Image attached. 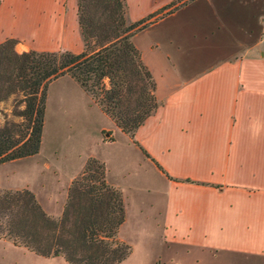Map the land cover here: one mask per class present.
<instances>
[{
    "label": "crops",
    "instance_id": "obj_1",
    "mask_svg": "<svg viewBox=\"0 0 264 264\" xmlns=\"http://www.w3.org/2000/svg\"><path fill=\"white\" fill-rule=\"evenodd\" d=\"M234 1L241 0H186L139 30L161 21L171 27L154 35L147 48L133 38L155 76L160 101L133 137L72 76L51 80L44 126L79 133L83 140L71 152L55 145L48 153L42 138L38 152L0 162L6 168L0 187H28L47 212L61 214L68 186L87 158L95 156L108 167L113 158L124 168L121 180L110 178L107 167L106 180L124 199L128 190L144 201L139 209L144 221L136 227L145 228L144 234L154 229L167 250L152 264H264V0H251L257 4L251 25L231 12ZM125 2L128 17L137 19L178 1ZM253 26V42L239 38ZM181 32L238 37L231 49L205 60L199 50L181 44ZM8 37L17 51L81 50L77 0H0V42ZM156 45H162L164 57L152 62L146 49ZM105 144H116L112 153L104 151ZM125 209L126 221V202ZM118 236L126 239L119 230ZM132 256L117 264H149ZM45 257L47 264H72L62 255Z\"/></svg>",
    "mask_w": 264,
    "mask_h": 264
},
{
    "label": "trees",
    "instance_id": "obj_2",
    "mask_svg": "<svg viewBox=\"0 0 264 264\" xmlns=\"http://www.w3.org/2000/svg\"><path fill=\"white\" fill-rule=\"evenodd\" d=\"M185 1L130 19L125 0H77L79 51H17L14 38L1 41L0 101L20 96L22 107L19 119L0 123V162L39 151L47 85L63 74L72 76L133 137L160 104L155 76L133 35ZM106 170L103 161L89 156L71 180L58 216L48 213L28 187H0V237L43 256L62 255L72 264L119 263L132 246L118 236L125 199L106 180Z\"/></svg>",
    "mask_w": 264,
    "mask_h": 264
},
{
    "label": "rangeland",
    "instance_id": "obj_3",
    "mask_svg": "<svg viewBox=\"0 0 264 264\" xmlns=\"http://www.w3.org/2000/svg\"><path fill=\"white\" fill-rule=\"evenodd\" d=\"M178 2L181 0H177ZM235 6L237 7L236 9ZM230 10L232 13L237 12L239 17L243 18L247 25H251V20L253 15L257 12V4L254 1L252 3L251 0H241L240 2L234 1L232 2V7L230 6ZM264 21V18L263 20ZM244 22V23H245ZM171 27L167 24V21L156 22L154 24L149 25L144 30L137 31L134 33L133 38L143 46V48H147L145 45L154 35H162V33L166 32ZM174 29V28H172ZM177 30V29H174ZM253 32L250 34L248 28L246 32L241 33L240 39L244 41L253 42L257 37L256 29L253 26ZM181 44L187 48L192 49V51L199 50V54L205 60L210 59L212 56L216 55L219 51H224L223 49H231V41L234 37L231 34L227 35H189L186 33L181 32L180 34ZM183 40V42H182ZM162 44V43H160ZM162 45H156L152 48L146 49V56L152 62H156L161 59V56L164 57L161 51ZM232 46V45H231ZM22 107V102L20 101L19 97L10 96L7 99L0 101V121L3 119H19L20 116L17 114L18 111ZM45 118V117H44ZM110 129H115V124L109 121ZM120 133V132H119ZM118 133L117 134L121 135ZM43 138V146L44 151L48 153H53L54 146L57 145L56 149H60V151L64 152L72 151L75 149L79 143L83 140L79 133L71 132L70 130H63V131H54L50 124L46 123L42 127V135L41 141ZM106 146L102 147L104 151H111L113 152V145L116 144H105ZM54 155V154H52ZM51 155V156H52ZM54 158V156H53ZM68 157H63L62 162L65 164L70 162ZM106 164V163H105ZM109 167L106 164V167L110 168V178L112 179H119L121 180L122 171L124 168H120L117 162L112 158V162L109 163ZM3 167V166H2ZM7 167V166H5ZM6 168H0V177L1 174L5 172ZM132 174L135 171H131ZM130 178V176L124 178V180ZM127 194V195H126ZM125 202L128 204L129 208V218L123 221L119 226V234L122 237H125L126 241L129 242L132 246V257L135 261H139V263L149 262L152 264L159 259L163 260V257L166 256V248L162 242V238L156 233L154 229H150L149 233L144 234L142 231H145V228H137L136 225L140 224L143 220L141 218L139 209L143 207L142 199L135 194L130 193L129 191H125ZM141 202V203H140ZM48 213L58 216L60 213L58 211L54 212L53 209L48 211ZM48 260L45 256L36 254L33 251L26 249L24 246H18L13 244L12 240L9 238L0 237V264H47Z\"/></svg>",
    "mask_w": 264,
    "mask_h": 264
},
{
    "label": "built area",
    "instance_id": "obj_4",
    "mask_svg": "<svg viewBox=\"0 0 264 264\" xmlns=\"http://www.w3.org/2000/svg\"><path fill=\"white\" fill-rule=\"evenodd\" d=\"M260 42L263 43V45H264V25H263L261 32H260Z\"/></svg>",
    "mask_w": 264,
    "mask_h": 264
}]
</instances>
